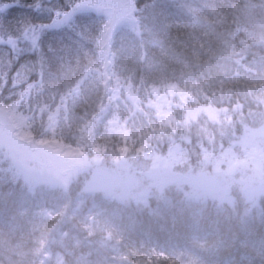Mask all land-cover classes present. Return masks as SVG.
Returning a JSON list of instances; mask_svg holds the SVG:
<instances>
[{"label":"trees","instance_id":"obj_1","mask_svg":"<svg viewBox=\"0 0 264 264\" xmlns=\"http://www.w3.org/2000/svg\"><path fill=\"white\" fill-rule=\"evenodd\" d=\"M133 1H136L138 7L153 3V0ZM8 2L9 0H0V3ZM14 2L6 11L0 12V17L6 16L10 24L16 25L18 21L26 18L36 24L50 23L45 16L31 12L28 6L33 0ZM51 2L55 3L56 0ZM60 2L63 3V0ZM220 2L221 11L210 14L207 12L211 6L210 0H188L183 10L184 22L178 27L180 40L175 47H170L167 51L162 48L159 40H163L164 36L168 35V29L175 25L174 19L164 8V3L172 4V0H155L154 10L145 13L143 19L136 17L137 28H122L124 40L121 41L118 37L114 46H109L103 52H100L97 43H93L78 54H64L63 60L51 59L42 75L21 73L15 81V86L11 79L6 86L0 84V106L18 107L21 114L31 118L33 126L37 124L36 130L44 129L48 133L54 127L51 123L56 117L53 120L47 117L56 110L62 112L65 117L54 124L59 128V141L63 144H68L69 140L80 141L81 144H90L96 140L104 144L102 149L107 148L111 157L118 154L116 148L122 146L120 154L131 160L136 159L137 170L147 171L150 164L147 157L163 155L172 148L167 141L174 129L168 130L163 123V129L160 128L161 125L150 112L147 117H135L132 120L136 115L129 103L133 102L132 94L120 86L131 84L130 90L143 88L145 92L147 87L164 89V86L169 85L176 88L173 97L183 99L189 108L203 106L207 111L205 115L187 120L190 123L185 125H182L181 121L187 118L183 114L177 116L180 119V130L183 132L179 135L174 133L173 136L178 140L177 145H174L176 156L181 159L173 169L177 176H172L170 186L166 187L162 195L154 196L149 201V206L153 207L155 213L163 214L176 207L175 213L188 203L179 199V194L182 193L177 192V189L169 192V188L176 183L177 187L185 188V185L179 184V180L187 178V172L190 168L197 167L199 158L202 159L208 153L215 157L227 154L230 148L227 142L234 136H241L242 142L251 143V153L259 154L264 147V131H260L261 126L264 129V104L260 103L259 99L264 93V0ZM146 25L148 31L153 33L151 36L144 32ZM57 31L59 29L50 30L42 39L46 42L50 40L56 45ZM138 38L144 40L142 45L149 48L133 57L118 52L119 48L136 46ZM30 58L35 57H21L20 62ZM105 65L110 66V75ZM15 67H19V64ZM12 71L14 76L16 68ZM73 88L76 93L72 91ZM27 89H33V92ZM39 91L41 95H37ZM147 99L146 102L152 100L151 93ZM120 101L125 102L123 106L126 113L119 111V107L112 103ZM22 102L28 104L24 105ZM164 102H168L167 98ZM171 102H175L173 98ZM238 104L241 107L237 112L234 110ZM26 106L30 108V113L27 112ZM54 107L56 110H52ZM33 110L36 114H31ZM104 112L106 115L100 118V114ZM211 112L217 116L211 117ZM226 116H231V123L226 122ZM106 117L105 127L103 121ZM255 119L258 122H255ZM120 124L124 125L123 131L117 132ZM127 124L133 128L132 133L126 128ZM126 131L127 142L120 141L117 136L127 134ZM258 131L259 136L252 135ZM84 132H87V135L83 134ZM222 135L229 136L227 142L221 149H213L212 144H217ZM146 141L154 150L140 151L142 143ZM198 142L203 143L205 148L195 147ZM8 162L7 157L0 154V168L12 169L21 174L23 167H16L19 161L13 159ZM38 162L40 163V158L36 157L34 163L30 164L35 167L33 172L36 176L43 173ZM4 164L7 167H4ZM39 182L43 183L42 180ZM243 190L254 192L250 186ZM102 197L104 196L100 193H93L77 208V215L76 208L61 214L54 209V203L46 200L43 193L34 187L29 179L20 180L14 185L3 183L0 179V215L4 216L0 218V225L4 229L0 230V264H80L78 259L83 263L89 253L96 250L94 246L97 242L104 243L106 249L118 255V259L122 260L119 264H224L234 258L248 242L247 233L252 231L242 230L230 237L221 229L222 238L217 239L219 242L204 243L198 249H193L189 244L182 245L188 249V256L156 257L153 252L156 243L152 238L147 242L146 237L140 236L138 230L151 229L154 232L159 228L152 224L147 226L150 221L147 223L144 220L142 222L145 223L140 227L130 226L131 230H128L125 224L115 225L111 217L101 216L97 211L103 210L104 204L112 213L120 214L127 210L117 201ZM248 203H224V208L234 216L239 215L243 222L247 213L255 211L243 208ZM29 205L44 208L46 216L38 223L33 222L28 214L20 217L21 207L26 208ZM263 205L264 202L261 201V210L256 209L261 216V219H257L263 221L254 223L253 229L258 231L264 224ZM50 211L52 213H47ZM137 222L130 221L131 225ZM30 225H34V228ZM252 234L253 239L258 237L253 231ZM156 236L164 238L161 233ZM81 253L85 257L81 256ZM204 258L212 262L207 263Z\"/></svg>","mask_w":264,"mask_h":264},{"label":"rangeland","instance_id":"obj_2","mask_svg":"<svg viewBox=\"0 0 264 264\" xmlns=\"http://www.w3.org/2000/svg\"><path fill=\"white\" fill-rule=\"evenodd\" d=\"M104 67L109 69L108 73L110 75V66L105 65ZM99 77H102V71L99 73ZM164 87L165 88L163 90L149 88L146 92L149 95L150 91L152 100L150 102H139L140 104L138 102H134L136 101V97L138 96L137 93L139 92L136 93V91L130 90V88L126 86H124L123 88L124 90L127 89L129 93L134 91L131 98L134 104H131V106H133V113L136 115L132 117L129 114V116L132 117V120L135 117H147L146 115L150 112L152 113L151 116H153L160 125L161 123H163L165 125L164 127H167L169 130L174 129L171 134L173 136L174 133L177 134V132L181 129L180 125L178 124V120H180L177 117L178 115L180 116L181 114H183L185 118H187L186 120L181 121V124L185 125L187 120L193 119L197 116L205 115V112L207 110L204 109L203 106L195 105L194 106L196 108H189L183 99H181L182 102L180 101V99H176L175 102H171L173 98V92L176 90V88L169 85ZM27 91L33 92V89H27ZM72 91L74 93L77 92L76 89L74 90V88L72 89ZM38 93L39 94L37 95L42 94L40 91ZM71 94L72 92H70L69 95ZM165 98H167L168 102H164ZM112 103L115 104V106L119 107V111L126 113V109L123 106L125 102L120 101ZM27 104L28 103H24V105ZM127 108H129V105H127ZM26 110L30 113L29 107L26 106ZM52 110H56V107L52 108ZM61 110L64 111V109ZM31 114H36L35 110H33ZM102 115H106V113L104 112L100 114V118ZM28 116H30V114ZM210 116L214 118L217 115L211 112ZM55 117H58L57 120H60V117H62V112L59 113L56 110L54 113L50 114L47 119L53 120V118ZM106 120L107 117L103 121L105 127ZM55 121L56 120H54V122ZM54 122L51 123L54 127L51 129L50 133H48V131H44V129L36 130L37 124H34V127L32 125L31 118L26 117L24 114H21L18 107L9 108L0 106V154L7 157V160H9L8 163L12 162V160L14 159L15 161H19V164L21 162V164L28 165L29 167L24 166L23 169L28 170L29 173L31 172V176L33 177L32 179H36V175L33 172L35 171V167L30 166V164L34 163V159L36 157L40 158V163H38L42 167H58L62 166V164H64L65 162H72L67 166H63L65 168L66 176H64L65 173H63L62 171L60 172L61 174H59V176H56L57 178L55 182L57 187L67 189V185L70 183V177H74L76 174H82L81 176H83V173L86 171H94L92 172L93 179L90 178L92 181L93 190L103 191L110 195L112 198L120 199H126L127 197H130L129 195H133V190L134 193L140 190L142 182L152 183V188H150V190L158 191L163 188L169 187L172 176H177L174 174L173 169L178 165V160L181 159L177 158L176 156L177 154L175 153V143L173 139L167 141L168 145L172 148H170L165 154H160L157 156L151 155L150 158L147 157L150 160V164L148 165L147 169L149 170V172H151V175H147L143 179L136 182L134 185L129 186V178H127L128 173L126 172L127 169L121 167L122 165H120V159L115 158L116 156H108L107 150H103V145L96 140L89 144L87 151L84 150V147V151H82V147H80L79 145H86V143L81 144L82 142L80 141L69 140L68 144H63L61 141H59L60 131L59 128H57V126L54 124ZM119 126L120 128L117 132L123 131L124 125L120 124ZM126 128L129 131L133 132V128L129 124L126 125ZM260 131H264L262 126ZM260 131L255 132L253 136H259ZM83 134L87 135V132H84ZM127 135L128 132L127 134L123 133L121 135H118L117 137H120V141L127 142ZM249 146H252V144H249ZM112 149L113 148H111V150ZM122 149V146H118L116 148V152L120 154ZM244 154H247V148L245 146H242L238 151H232L230 149L228 150L227 154L216 156L224 160V163H221L219 165V172L226 171L229 168V162H231V165L234 169H240L242 164L240 156ZM179 155L182 157V153H180ZM254 162L257 173L264 171V158H261L258 161ZM19 164L16 167H19ZM3 166H5V164ZM118 169L125 170H119L121 172L118 173ZM154 172L156 173L155 176L159 174L162 175L164 179H162L161 177L156 178L153 175ZM187 175L188 179L186 178L183 180H179V184H181V186L188 184L187 189L181 188L177 190V192L185 194L190 191L191 193H193L194 191L191 188L194 189L195 187L192 183H190L191 178H193L197 180L196 186L201 189V191L197 192L199 190L197 189V191L195 192L199 193L200 195L207 193L209 189L225 193L229 188L231 190V194L237 190V192L241 195L240 198L245 202H250V204H253L258 200L261 201L262 196L264 197V179L254 178L250 173L247 172L237 170L231 174L230 178L222 177L217 172L215 164L209 163L206 167H203V169L202 165L199 164V166H197V171L195 170V168H190V170L187 172ZM148 176H152L154 177V179L148 178ZM244 183L248 187L250 186V188L254 190V192H250L248 190L244 191L243 189L247 187ZM175 186H173L175 187L174 190L177 189V183L175 184ZM217 194L218 195H213L211 193V196H209L211 198H214L215 200H222L224 195H219V193ZM134 197L137 196L134 195ZM224 198L225 200L229 201L234 200L233 198L229 199L225 196ZM145 219L146 218L142 220L145 221ZM143 223L145 222H141L140 224Z\"/></svg>","mask_w":264,"mask_h":264},{"label":"bare ground","instance_id":"obj_3","mask_svg":"<svg viewBox=\"0 0 264 264\" xmlns=\"http://www.w3.org/2000/svg\"><path fill=\"white\" fill-rule=\"evenodd\" d=\"M188 0H172V4L164 3L165 12L168 15H171L172 19H174L175 25L168 29V35L164 36L163 40H159L160 45L162 48H166L167 51H169L170 47H175L179 40V31L178 27L180 24L184 22L183 16H184V6L185 3ZM211 6L207 9V12L212 14L216 13L218 11H221V2L220 0H210ZM197 10V8H196ZM147 25L145 26V34L148 36H151L153 33L151 31H148ZM197 29V28H196ZM144 40L141 38H138L136 41V46H133L131 48H119L118 52L125 56H135L137 53H140L141 51H144L145 48H149L148 46H143L142 44ZM156 50V48H153ZM174 101L176 99L181 98L178 96L173 97ZM255 122H258L255 119ZM255 130V129H254ZM233 135V134H232ZM253 135V134H252ZM227 137V139H225ZM249 135L246 136L248 138ZM229 136L222 135L219 138V142L213 143V149H221L222 146L227 142ZM253 138V136H252ZM257 140V138H253ZM252 139V140H253ZM241 141V136H234L232 137L227 144L228 147H232V151L239 150L242 146H245L247 148V157L249 160L258 161L261 158H264V147L262 148V151L258 153H251L249 144ZM245 144V145H243ZM197 145V144H196ZM197 147L198 149H204L205 146H203V143L198 142ZM229 148V150H230ZM235 149V150H234ZM210 152L211 148L208 149ZM250 151V153H249ZM115 158L120 159V165H122V168L127 169V178H129V186L134 185L139 180L143 179L147 175H151V172L149 170L143 171V170H137L135 168L136 159H129L125 155L122 154H116ZM136 156V153H135ZM201 159L199 158V162ZM198 162V163H199ZM72 162L64 163L62 166L54 167L49 171H43L48 175V180L46 183H41L39 181H36L35 178L31 176V172L29 173L28 170L22 169L20 172L21 174H17V172H14L12 169H2L0 168V179L8 184L14 185L18 183V181H31V184L36 187L39 191H41L44 195V198L48 201H51L54 203V209L56 211H59L61 214H65L67 211L75 209L83 205L94 193L95 190L92 188V181H91V175L92 171H86L83 173V176H80L75 179H69L70 183L67 185L69 186L67 189H63L61 187H57L56 185V176H59V173L64 170L65 168L63 166H67ZM200 164V163H199ZM22 167H29L26 164H19ZM4 167H7L5 165ZM125 169H118V173L121 172L119 170H125ZM222 172V171H221ZM155 172L153 175L155 176ZM40 178L39 176H36ZM156 178L161 177L164 179L162 175L157 174L155 176ZM148 178H153L152 176H148ZM156 182V180H155ZM72 183V184H71ZM190 183L193 184V186L197 189H199L197 192L201 191V189L196 186L197 183L195 180H191ZM245 184V183H244ZM150 188H152V183L148 182H142L140 186V190L136 191L133 194L136 196H142L143 193H149L152 197L157 196L156 192L158 191H150ZM168 188V187H167ZM165 188V189H167ZM182 187H177V190L181 189ZM164 189V191H166ZM175 189V187L169 188V192H172L171 190ZM215 191V192H213ZM219 195L223 194L225 197H228L229 199L240 197L241 195L236 191H234L231 194V190L228 188V190L224 192L216 191L213 189H209L207 193H204L203 195H200L199 193H194L191 196L192 203L197 206L199 204L198 208H200V211L197 215H193L191 211L187 212L185 211L184 207L178 209L177 215L171 213H174L175 210H177L176 207H172L171 209H168L163 214L155 213L153 214V217L150 219V222L147 224V226H150V224L157 226V231L155 230L152 232L141 230L138 231L140 236H147L149 238H152L156 245L153 247V252L155 253L156 257H163V249L166 248L168 256H174L177 257L178 254V248H181L182 245H187L190 242H193V238H197V249L200 247V245H203L204 243H212V242H219L217 241L218 237L222 238V230H225L228 235L234 236L235 234H239L242 230H252L256 234H258L257 238H254L251 236L248 238V242L237 252V254L232 258L231 260L226 261L224 264H264V230L263 232H259L255 229L254 223L257 222V218H260V213L258 211H254L249 216L245 217L243 222L240 220L239 215H233L230 211L224 208V196L221 201H214L212 200L211 193L213 195ZM148 195V194H147ZM210 195V196H209ZM48 208H51V206H48ZM224 208V210H223ZM223 210V211H222ZM222 211V212H221ZM28 214L30 219L38 223L40 222L41 218L46 216V211L44 208L37 207L35 205H29L26 208L20 209V217ZM4 216L0 215V218ZM168 217L169 220H168ZM197 218L199 220L198 224H203L204 229L202 230L197 226L196 220ZM215 218L217 219L215 222ZM194 220L195 223H192L191 220ZM116 220L117 219L116 217ZM34 223V224H35ZM264 228V224H262ZM161 226V227H160ZM197 226V233L194 232V229ZM30 227L34 228V225ZM161 228V229H160ZM222 229V230H221ZM0 230H4L2 225H0ZM160 233L164 236L165 241L157 237L156 235H160ZM249 236V235H248ZM225 239V238H224ZM229 239V238H226ZM231 241H229L230 243ZM89 253L88 258L81 263L78 259V262L80 264H119L121 259H118V255H116L114 252H110V249L105 248V244L102 242H97L94 246V249ZM106 249V250H105ZM85 257V256H84ZM78 264V263H77Z\"/></svg>","mask_w":264,"mask_h":264},{"label":"snow or ice","instance_id":"obj_4","mask_svg":"<svg viewBox=\"0 0 264 264\" xmlns=\"http://www.w3.org/2000/svg\"><path fill=\"white\" fill-rule=\"evenodd\" d=\"M14 0L0 3V12L6 11ZM32 13L45 16L50 23L36 24L30 18L9 23L6 16L0 17V84L13 86L24 74L42 75L51 59L63 60L64 54L80 53L97 43L100 52L114 46L117 38L124 40L122 24L130 23L134 17L145 18V13L155 9V0L143 7L132 0H33L28 6ZM54 45L42 37L50 30H57ZM96 51L95 49H92ZM35 57L21 63V57ZM19 64V67H15ZM13 68L16 74L12 75ZM11 74V76H10Z\"/></svg>","mask_w":264,"mask_h":264},{"label":"clouds","instance_id":"obj_5","mask_svg":"<svg viewBox=\"0 0 264 264\" xmlns=\"http://www.w3.org/2000/svg\"><path fill=\"white\" fill-rule=\"evenodd\" d=\"M249 95H251V91L249 92ZM259 99H260V103L264 104V93H262V96ZM240 107H241V105L238 104L234 111L238 112ZM225 119H226L227 123H231L232 122L231 116H226ZM262 136H264V133H262ZM240 159L242 161L240 169H234L232 167V165H231V162H229V168L226 171H224V172H219V165L221 163H224V160L219 158V157H213V156H211L210 153L207 154L205 159L200 161L199 163L202 165V169H203V167H206L209 163H214L215 166H216L217 172L222 177H229L230 178L231 174L234 171L239 170V171H242V172L250 173L254 178L264 179V171H261V172L257 173L256 168H255V162L252 161V160H249V158L247 157V154L241 155Z\"/></svg>","mask_w":264,"mask_h":264}]
</instances>
